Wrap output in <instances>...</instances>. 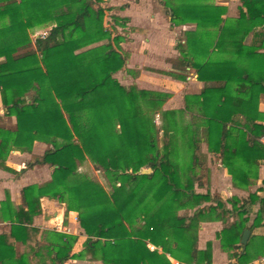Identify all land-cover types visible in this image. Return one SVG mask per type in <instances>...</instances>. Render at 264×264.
<instances>
[{"label":"trees","instance_id":"1","mask_svg":"<svg viewBox=\"0 0 264 264\" xmlns=\"http://www.w3.org/2000/svg\"><path fill=\"white\" fill-rule=\"evenodd\" d=\"M100 2L0 0L2 116L16 121L15 130L0 125V169L13 172L5 165L10 151L29 153L35 141L48 148L26 169L53 168L49 182L21 190L18 210L8 208V196L0 202L11 222V232L0 236V264H172L168 256L179 264H211L210 245L197 250L199 222L225 211L221 201L201 207L209 197L194 192L204 162L200 139L234 186L258 178L264 160V113L258 109L264 94V0H240L236 18H223L226 8L210 0H161L171 27L195 24L185 45H177L180 64L203 83L185 110H163L168 94L125 87L114 78L124 67L123 37L115 26L127 20L111 17L112 27H106L112 8ZM46 28L32 45L29 33ZM190 106L195 128L183 121ZM179 140L186 149L183 163ZM86 160L103 173L109 193L78 171ZM42 198L77 214L86 236L82 251L72 253L77 236L61 232L42 231L37 241L32 223L41 215ZM181 210L192 213L178 215ZM218 237L226 248V228ZM17 241L29 252L18 255Z\"/></svg>","mask_w":264,"mask_h":264},{"label":"crops","instance_id":"2","mask_svg":"<svg viewBox=\"0 0 264 264\" xmlns=\"http://www.w3.org/2000/svg\"><path fill=\"white\" fill-rule=\"evenodd\" d=\"M211 4L226 8L223 18H236L240 0H210ZM102 5L112 8L111 17L126 19L125 26L129 31L125 35L130 37L127 43L121 42V57L124 67L114 78L129 87L135 85L139 89L166 93L169 95L164 102L163 110H185V101L199 98L203 83L196 78L194 70L180 64L181 55L177 45H185V34L194 32L195 24L187 23L170 26L161 0H104ZM116 31L119 26H115ZM180 34V35H179ZM248 37V36H247ZM249 41L244 42L246 45ZM128 83L129 85H124ZM177 86L178 89H175ZM197 96L194 99L190 97ZM258 109L264 113V94L259 97ZM185 115L195 113V106ZM3 108L0 98V116ZM0 125L9 130L16 129L14 117L2 116ZM185 125L195 126L198 121H190ZM236 127V126H235ZM201 134V133H200ZM200 153L204 157L203 165L197 168V180L194 182L196 194L208 195L209 200L201 207H216L219 201L224 206L222 210L199 222L197 233V250L204 251L210 245L211 264H253L264 257V160L259 162L258 178L247 187L234 186L231 176L223 167L219 159L208 152L207 144L200 139ZM261 143L263 139L259 140ZM48 146L35 141L31 151H10L5 165L13 172L0 169V202L9 198L10 210H18L22 204L21 190L28 185H42L50 181L52 169L48 165H38L26 169V165L41 158ZM42 183V184H41ZM41 215L33 218L32 227L39 230L37 241L42 231H56L77 236L72 253L83 250L86 236L77 222L75 212H67L65 206L57 201L42 198L40 200ZM191 215V211L182 210L181 215ZM8 214L0 210V236L11 232V222ZM3 216L6 219H3ZM67 216V223L64 222ZM242 229L240 230V228ZM226 228L229 243L226 248L221 247L219 235ZM244 231H248L244 244L241 239ZM18 255L29 252V248L14 242ZM151 245L147 244L149 248ZM161 252V250H158ZM172 264H179L168 256ZM102 264L100 261L70 260L65 264Z\"/></svg>","mask_w":264,"mask_h":264},{"label":"rangeland","instance_id":"3","mask_svg":"<svg viewBox=\"0 0 264 264\" xmlns=\"http://www.w3.org/2000/svg\"><path fill=\"white\" fill-rule=\"evenodd\" d=\"M103 1L104 0H101V2L100 3H96V5L97 6H101V7H103V8H109L107 5H102L103 4ZM115 17V16H114ZM105 22H106V27H108V28H110V27H112V23L110 22V17H109V12H106V17H105ZM108 23V24H107ZM120 28L119 29H117V31H116V33L118 34V35H120L121 37H123V43H127L128 44V42H129V40H130V37H126V39H125V35H126V33L129 31V29H128V27L127 26H125V24L124 25H122V26H119ZM49 30V28H46V29H42V30H38V31H36V32H34V33H29V38H30V40L32 41V45H33V43H34V40L36 39V37H38L39 35L41 36V35H43L44 33H47V31ZM180 35V34H179ZM247 41H249V36L248 37H246L245 38V42H247ZM251 41V40H250ZM99 44H101V43H98V44H95V45H99ZM0 61H2V59H0ZM118 73H116L115 74V76L117 75ZM117 79L119 80V81H121V78H120V76L119 75H117ZM122 84H124V85H129L128 83H123V82H121ZM175 89H178L177 88V86H175ZM197 96H192V97H190L191 99H194V98H196ZM152 118V122L155 124V126L156 127H159L160 125H161V120H160V117L158 116V115H154L153 117H151ZM2 120V119H1ZM0 120V121H1ZM183 121H184V123L186 124L187 122H192L193 121V119H192V115H184V117H183ZM195 121V120H194ZM179 143H180V146H179V156H180V158H179V162H181V163H183L184 162V160L186 159L185 158V155H186V149H185V145L182 143V142H180V140H179ZM78 171L80 172V173H82V174H84V175H86V176H88L90 179H92L94 182H97L99 185H101L102 187H103V189L106 191V193H109L110 191H111V188H110V186H109V184H108V182H107V180L105 179V176L103 175V173L102 172H100V171H97V170H95L94 169V167H93V165H92V163L89 161V160H86L85 162H83L82 164H80L79 165V167H78ZM42 184V183H41ZM61 205H63V206H65L64 204H61ZM182 211V210H181ZM181 211H179L178 212V215H181L180 214V212ZM187 214V213H186ZM185 214V215H186ZM184 215V214H183ZM66 218H65V220H64V222H66L67 223V216H65ZM77 218V217H76ZM83 260H85V261H88L87 259H83ZM86 264H88L87 262H86Z\"/></svg>","mask_w":264,"mask_h":264},{"label":"built area","instance_id":"4","mask_svg":"<svg viewBox=\"0 0 264 264\" xmlns=\"http://www.w3.org/2000/svg\"><path fill=\"white\" fill-rule=\"evenodd\" d=\"M46 33H44L43 35H45ZM42 35V36H43ZM149 250H151V251H153V250H155V247L154 246H150L149 247ZM253 264H264V257L263 258H260L259 260H257L256 262H254Z\"/></svg>","mask_w":264,"mask_h":264},{"label":"water","instance_id":"5","mask_svg":"<svg viewBox=\"0 0 264 264\" xmlns=\"http://www.w3.org/2000/svg\"><path fill=\"white\" fill-rule=\"evenodd\" d=\"M247 235H248V231H244L243 232V235H242V239H241V244H244L245 243V240L247 238Z\"/></svg>","mask_w":264,"mask_h":264}]
</instances>
